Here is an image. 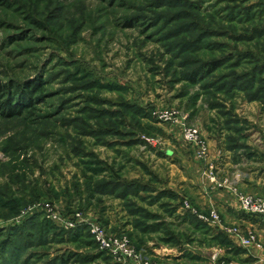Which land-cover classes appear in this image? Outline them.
I'll return each mask as SVG.
<instances>
[{"label": "rangeland", "instance_id": "rangeland-1", "mask_svg": "<svg viewBox=\"0 0 264 264\" xmlns=\"http://www.w3.org/2000/svg\"><path fill=\"white\" fill-rule=\"evenodd\" d=\"M36 82L21 116L0 111V264H133L92 225L143 263H164L154 250L220 263L216 229L264 247L217 210L219 226L199 225L194 203L199 170L248 194L232 171L264 159V0H0L2 101ZM220 152L235 165L217 182Z\"/></svg>", "mask_w": 264, "mask_h": 264}, {"label": "crops", "instance_id": "crops-1", "mask_svg": "<svg viewBox=\"0 0 264 264\" xmlns=\"http://www.w3.org/2000/svg\"><path fill=\"white\" fill-rule=\"evenodd\" d=\"M220 153L221 154L216 157L215 161L217 165V167L215 166V179L217 182L223 180L222 175L224 171L228 169L227 167H234L233 165H235L227 161L229 159L226 158L227 152ZM232 172L237 175L235 170ZM236 175L233 177V183L236 185L237 189L251 195H258L264 192V159L260 160V168H248L244 173H241V177L239 178ZM197 176L196 183L193 182L197 189L196 199L194 201L197 207L206 213L209 212L210 209L217 210L221 215L224 225L238 226L242 229H254L257 231L259 239L262 240L264 244V217H250L246 215L239 209L234 195L228 190L218 189L213 184L212 179H209L206 175H200V170ZM216 230L217 233L220 232L218 229ZM228 240L230 242V246L228 247L217 246L218 248L211 247L208 249L213 250L212 252L218 256L220 263L214 261V256L206 257L202 254L195 258L188 257V254L185 253L184 250H180V252L176 254L164 255L163 253L157 252V250H154V252L157 253V258L164 262L160 264H222V261H225L224 264H264V247L243 249L237 247L232 240ZM164 250L161 252H164Z\"/></svg>", "mask_w": 264, "mask_h": 264}, {"label": "built area", "instance_id": "built-area-1", "mask_svg": "<svg viewBox=\"0 0 264 264\" xmlns=\"http://www.w3.org/2000/svg\"><path fill=\"white\" fill-rule=\"evenodd\" d=\"M160 118L170 119L165 114H162ZM183 134L185 140L189 144L194 145L197 160L204 162L208 156V149H206L205 142L199 139V134H197L196 130L193 128H184ZM210 172L212 171L210 170ZM223 184H219L218 187H223ZM230 190L235 194L239 209H241L246 215L250 217H264V194L254 197L249 194L238 192L235 188ZM198 219L203 223H210L214 226H219L220 224V217L214 210L210 211L207 216L199 215ZM225 231L235 236L236 240H238L239 244L242 246H250L256 242L255 235L252 232H248L246 235L242 236L237 228L225 229ZM91 232L95 243L98 244L101 251H106L117 258L121 257L129 260L133 264H151L147 261L143 263L141 261V255H138L136 251L129 246V243L125 238H119L117 240L109 238L106 236L103 229L94 225L91 226Z\"/></svg>", "mask_w": 264, "mask_h": 264}, {"label": "trees", "instance_id": "trees-1", "mask_svg": "<svg viewBox=\"0 0 264 264\" xmlns=\"http://www.w3.org/2000/svg\"><path fill=\"white\" fill-rule=\"evenodd\" d=\"M211 66L213 67L214 64H211ZM195 75L190 78L192 81H196L197 78H195ZM41 82H36L33 83L30 86H26L25 89L21 92L20 96L21 98L23 97L24 101L22 102V104L19 105H14L12 104L13 101H2V99L4 98L2 94H0V111L8 117H17V116H21L22 112H23V108L24 106L27 104L29 106L30 101H31V97H34L35 95H37L40 92V87H41ZM189 214V213H188ZM192 217V215H190ZM189 217V216H188ZM192 218H195L192 217ZM186 219V218H185ZM197 223L201 226H207L204 223H202L201 221H199L198 219H196ZM207 233V232H206ZM213 238V240H216L218 243V246H224V247H228L230 246V242L229 240L226 239V237L224 235H222V233L218 232L214 235L211 236Z\"/></svg>", "mask_w": 264, "mask_h": 264}]
</instances>
